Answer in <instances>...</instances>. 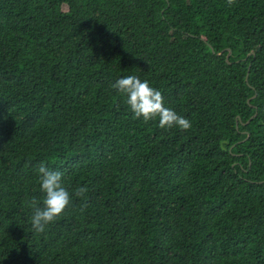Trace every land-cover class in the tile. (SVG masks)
<instances>
[{
  "label": "trees",
  "instance_id": "1",
  "mask_svg": "<svg viewBox=\"0 0 264 264\" xmlns=\"http://www.w3.org/2000/svg\"><path fill=\"white\" fill-rule=\"evenodd\" d=\"M41 163L88 192L36 233ZM0 264H264V0H0Z\"/></svg>",
  "mask_w": 264,
  "mask_h": 264
},
{
  "label": "clouds",
  "instance_id": "2",
  "mask_svg": "<svg viewBox=\"0 0 264 264\" xmlns=\"http://www.w3.org/2000/svg\"><path fill=\"white\" fill-rule=\"evenodd\" d=\"M235 3L236 0H227L229 7ZM111 87L120 94L135 119H142L145 123L157 120L161 129L177 128L187 131L192 127L189 119L165 106L161 91L151 86L147 80L142 81L136 75H128L117 79ZM37 172L42 199L33 197L28 201V206L32 210L30 216L32 229L36 233H43L47 226L63 216L73 202V195L85 198L88 188L79 186L70 192L63 183V174L60 171L50 170L44 163L39 165ZM87 206L85 202L81 210Z\"/></svg>",
  "mask_w": 264,
  "mask_h": 264
},
{
  "label": "water",
  "instance_id": "3",
  "mask_svg": "<svg viewBox=\"0 0 264 264\" xmlns=\"http://www.w3.org/2000/svg\"><path fill=\"white\" fill-rule=\"evenodd\" d=\"M224 52H222V53H220L219 55H222ZM231 55H232V52L229 50V54L227 55V61L229 62V59H230V57H231ZM257 116V114L254 116V117H256ZM253 117V118H254ZM237 126H238V124H237Z\"/></svg>",
  "mask_w": 264,
  "mask_h": 264
}]
</instances>
